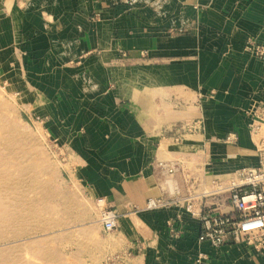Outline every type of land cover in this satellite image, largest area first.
<instances>
[{
    "label": "crops",
    "instance_id": "1",
    "mask_svg": "<svg viewBox=\"0 0 264 264\" xmlns=\"http://www.w3.org/2000/svg\"><path fill=\"white\" fill-rule=\"evenodd\" d=\"M250 43L264 47V0H0V60L9 52L13 71L21 59L27 92L68 110L73 179L120 215L112 233L91 226L92 264H264V247L215 248L198 242V218L182 214L173 235L177 211H145L184 195L191 178L258 165L264 125L256 135L249 125L264 102V56ZM177 123L198 130L181 142L158 135ZM155 161L179 170L159 180Z\"/></svg>",
    "mask_w": 264,
    "mask_h": 264
},
{
    "label": "rangeland",
    "instance_id": "2",
    "mask_svg": "<svg viewBox=\"0 0 264 264\" xmlns=\"http://www.w3.org/2000/svg\"><path fill=\"white\" fill-rule=\"evenodd\" d=\"M256 45L250 43L249 52ZM5 55L8 61L0 60V172L12 188L5 206L8 196L0 191V212H9V225L0 222L7 238L0 243V263L92 264L87 255L99 236L98 227L91 226H101L105 207L85 196L73 179L81 163L65 130L70 114L55 100L28 93L22 60L11 71L5 64L9 52Z\"/></svg>",
    "mask_w": 264,
    "mask_h": 264
},
{
    "label": "built area",
    "instance_id": "3",
    "mask_svg": "<svg viewBox=\"0 0 264 264\" xmlns=\"http://www.w3.org/2000/svg\"><path fill=\"white\" fill-rule=\"evenodd\" d=\"M250 50L258 57L264 56V47L252 46ZM123 59H128L126 54ZM252 134H259L264 125V102L250 114ZM198 130L196 124H172L159 132L160 137H171L174 142L183 141ZM259 163L256 167L241 169L235 179L204 180L191 178L187 192L174 197L150 199L145 211H177L167 226L178 235L174 222L182 223L183 215L199 219L198 242L209 243L215 248L228 244H247L264 247V141L260 143ZM179 170L177 161H155L153 171L159 180L174 177ZM229 208L230 211H224ZM120 215L117 210L104 208L99 222L103 232L109 234L118 228Z\"/></svg>",
    "mask_w": 264,
    "mask_h": 264
},
{
    "label": "bare ground",
    "instance_id": "4",
    "mask_svg": "<svg viewBox=\"0 0 264 264\" xmlns=\"http://www.w3.org/2000/svg\"><path fill=\"white\" fill-rule=\"evenodd\" d=\"M6 173L0 172V191L6 193L8 198L6 196L4 197V206L8 204V199H9V193L11 192L10 189L12 187H9V180L7 177H4ZM1 204V203H0ZM18 209L20 208L19 206L17 207ZM0 222L9 225V212L6 211V209H2L0 212ZM7 241V238L4 236V234L0 233V243H3ZM0 264H13L9 263V261H3V263Z\"/></svg>",
    "mask_w": 264,
    "mask_h": 264
}]
</instances>
